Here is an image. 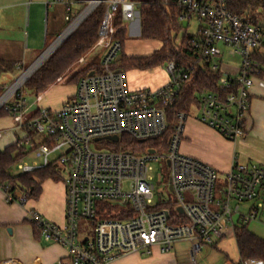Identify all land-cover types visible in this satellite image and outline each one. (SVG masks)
Instances as JSON below:
<instances>
[{"label":"built area","instance_id":"1","mask_svg":"<svg viewBox=\"0 0 264 264\" xmlns=\"http://www.w3.org/2000/svg\"><path fill=\"white\" fill-rule=\"evenodd\" d=\"M58 2L65 5L66 19L71 23L66 32L73 27L75 30L98 7L105 6L96 44L103 51L99 66L79 80L74 97L59 110L40 108L30 118L21 93L23 86L3 105L8 104L6 110L16 129L29 128L39 138L34 141L26 137L18 146L30 147L40 162L27 163L23 158L16 165L17 170L26 174L55 164L65 173L64 224L52 223L34 210L27 212L28 220L42 238L67 249V257L55 264H113L131 254L150 255L154 247L166 254L180 242L191 244L190 259L196 262L204 246L215 247L228 235H234L237 227L257 222L264 210V165L237 163L220 175L210 165L182 154L185 124L192 112L178 113L172 134L165 143H159L170 128L168 109L177 103L183 85L192 75L190 69L170 61L166 64L169 82L165 86L131 90L126 73L115 66L122 52V45L115 38V17L120 9L126 26L134 22L138 18L136 3ZM176 2L183 10L180 24H189L192 19L199 23L192 45L200 62L209 64L213 71L221 70V45L229 49V55L240 57L239 73L220 79V86L228 94L206 92L193 108L201 124L236 142L246 133L250 91L255 76L261 73L255 54L264 46V27L231 14L225 0ZM78 3H88L79 14L73 11ZM40 101L38 96L37 102ZM114 136L118 142L107 140ZM122 136L140 142L158 140V151L140 153L120 148L103 152L91 147L103 142L117 145ZM156 185L162 188L158 202ZM0 189L10 203L24 205L27 201L25 196L18 198L7 193V187ZM163 191L173 195L168 202ZM104 203L119 205L122 212L131 216L101 218L98 213ZM83 221L91 222L93 229L81 241ZM239 264L259 263L248 260Z\"/></svg>","mask_w":264,"mask_h":264},{"label":"crops","instance_id":"2","mask_svg":"<svg viewBox=\"0 0 264 264\" xmlns=\"http://www.w3.org/2000/svg\"><path fill=\"white\" fill-rule=\"evenodd\" d=\"M58 1L0 0L1 61L13 63L19 69L18 67L23 66L30 56L38 52L49 37L55 39L66 31L65 28L68 24L66 7ZM76 1L87 2L88 0ZM84 5L81 3L75 4L73 11H79ZM191 22L197 23L198 30L199 23L195 19H192L186 28L190 26ZM133 31L141 37L138 18L132 22L131 32ZM125 54L136 57L148 56L152 53L148 55H130L125 52ZM255 60L261 68V73L255 76L253 80L254 84L250 91V107L246 120V133L242 138L236 142H230L216 131L201 124L198 117H190L185 124L184 137L180 148L181 153L210 165L220 175L228 173L237 163L264 165V46L256 52ZM159 68L162 67L156 69ZM236 69L238 72L234 76L239 73L240 64ZM137 71L140 70L127 71L126 76L128 72L140 75ZM153 80V78L150 79V81ZM168 82L169 76L166 74L165 77L156 80L154 84L151 82L148 85L150 88L147 89H158ZM76 88L77 84L70 92L62 88L61 96L56 99L45 100L42 94L40 107L28 115L31 116L40 108L59 110L66 101L74 97ZM141 88L138 84H134L131 90H140ZM8 118L10 120H6ZM3 122H7V125H3ZM13 124H15V121L12 117L0 120V151H3L20 138L14 135L16 130H14L15 127H12ZM21 135H23L22 132ZM58 184L59 182L52 180L44 182L40 197L38 199H27L24 205L19 202H8L6 194L0 189V264H10L11 262H14V264H55L67 257V249L42 238L27 216L29 210H34L52 223L64 224L66 190L64 181H62L63 185L59 186ZM16 195L18 198L23 196L21 193H16ZM252 225L253 229L250 228ZM248 229L264 239V210L259 220L252 222L251 225L249 224ZM232 236L234 235H228L211 249L204 251L202 248L198 255L200 263L197 258L196 262H192L190 259L191 244L180 242L174 246L171 252L166 254H163L159 248L154 247L150 255L131 254L118 259L113 264H208V260L211 262L210 264H239L241 260L238 247L237 252L232 251L229 253L225 250L223 254L226 260L217 257L216 254L221 252H219L218 246ZM182 244H187L190 247L189 250L180 248Z\"/></svg>","mask_w":264,"mask_h":264},{"label":"trees","instance_id":"3","mask_svg":"<svg viewBox=\"0 0 264 264\" xmlns=\"http://www.w3.org/2000/svg\"><path fill=\"white\" fill-rule=\"evenodd\" d=\"M137 5L138 19L141 27V38L147 41H157L160 48L148 56L130 57L125 54V41L127 39V26L122 21L121 13H117L114 27L117 29L115 38L122 45L120 59L116 67L125 73L131 70H153L164 67L170 61L175 62L184 69H190L192 75L183 85L177 103L168 109L170 128L159 143H165L172 134L177 114H189L191 109L199 104V97L206 93L227 95L228 91L220 86V79L224 76L221 70L213 71L209 64L200 62L199 54L192 45L195 34L189 33L184 25L179 23L183 10L176 0H132ZM228 11L238 16L244 22L264 27V0H225ZM105 6L98 7L90 16L65 40L59 49L37 70V72L23 85L21 93H31L41 96L53 87L57 80L74 65L80 58L90 52L98 42L99 28L104 16ZM181 38L179 39V36ZM98 67L99 63L87 65L81 72L74 75L69 82L74 83L86 77L91 67ZM17 66L0 60V80L3 75L13 74ZM81 76V77H80ZM80 77V78H79ZM4 92L0 85V97ZM8 104L0 109V119L12 117L6 110ZM39 109L30 118L35 117ZM26 137L33 140L35 133L24 128ZM25 137V138H26ZM25 138L17 139L13 144L0 151V187H7V193H21L26 199H38L42 192V184L48 180L64 181L59 168L55 164L36 170L31 173L15 175L14 168L18 162L25 158L24 148L18 144ZM158 140L144 142L132 140L122 136L115 150L123 148L129 152H146L148 149L158 151ZM165 150V148H163ZM98 216L122 219L130 217L131 213L121 211L119 205L104 203L100 206ZM235 239L239 250L241 262L256 260L264 264V239L255 235L248 229V225L237 227Z\"/></svg>","mask_w":264,"mask_h":264},{"label":"rangeland","instance_id":"4","mask_svg":"<svg viewBox=\"0 0 264 264\" xmlns=\"http://www.w3.org/2000/svg\"><path fill=\"white\" fill-rule=\"evenodd\" d=\"M89 1L90 0H88L87 2H89ZM87 6H88V3H86L82 9H79V11H77V13L78 14L81 13ZM119 11H120V9H119ZM119 11H118V13H119ZM74 18H75V16H74ZM70 25H71V23H68L67 24V27L65 28V30ZM187 25L188 24H185L184 27H187ZM131 26H132V23H128L127 24L128 35H127V39L125 41V48H124L125 49V52L127 54H130V55H148L150 53H153L156 49H159V47H160L159 42H157V41H147V40L142 39L140 36H138L136 34V32H134V31L131 32ZM187 29H188V32L189 33H192V34L196 33L197 32V23L196 22H191L190 23V26ZM57 38L53 39V38L49 37L48 40H47V42H45V44H43L39 48L38 52H36L34 55L30 56V58H28L26 60V63L23 66H20V68L17 69V71L15 73H13V74H6V75H3L2 76V78L0 80V85L3 86V89H4V92H3L2 96L5 93H7L19 81V79H21L23 77V75L46 52L47 49H49L50 47H52L54 45L53 43H54V41ZM180 38H181V35L179 36V39ZM59 47L53 52V54L59 49ZM220 48L223 51L222 63H221V66H220L221 71L223 72V74H224L225 77L234 76L236 74V72H238L236 68L238 67V64H240V57L239 56H231V55H228L229 49L225 48L222 45L220 46ZM102 52H103L102 49H99L98 47L95 46L90 52H88L86 55H84L82 58H80L74 65H72L66 71V73H64L62 75V77H60L57 80V82L53 86V88L51 87V89H49L47 92H45L43 94L44 95L43 97L45 98V100H48L50 98L51 99L52 98L53 99L59 98V96H61L62 88L66 89L67 92H70L75 87V85L77 84V81L78 80L75 81L74 83L69 82V80L74 75H76L77 73L81 72L87 65H90V64H93V63H99L100 62V59H101V56H102ZM91 68H96V67L92 66ZM36 72H37V70L34 72V74ZM137 72L140 75H135L136 73H130V72H128V74H127V83H128V86H129L130 89L133 88V85L134 84H136V85L138 84L140 87H142L141 89L150 88L148 85L151 82H152V84H154L156 82V80L165 77L166 74L168 75V73L166 71V66H164L162 68H159V69H155V70L137 71ZM34 74H32L26 80V82ZM151 78H153L154 80L153 81H150ZM142 85H144V86H142ZM21 88H19V90ZM19 90L17 89L14 94H16ZM14 94H12L11 98L13 97ZM24 100H25L26 108H28V113L27 114L32 113L33 111H35L37 108L40 107V104L37 102V96L34 95V94L24 93ZM191 112H192L190 114L191 117H199L198 113L195 112V110H193V108L191 109ZM27 116H29V115H27ZM1 119H3V118H1ZM6 120H10V119L8 118ZM7 122H3L2 124L3 125H7ZM12 127H15L14 130H16V132H15L14 135H17L20 138H25L26 137L27 134H26V132H24V130H18V129H16L17 126H15V124H13ZM21 132H22L23 135H21ZM33 140L34 141L35 140L36 141H39V138H37V135H34L33 136ZM91 147L95 151L113 152V151H116L115 149H116L117 145L111 144L109 142H103V143H94V144H92ZM22 148H24V152H26V156H25V159H24L25 162H27V163H32L33 161L40 162L38 159L35 158V155L32 154L33 152H32V150H31L30 147L24 145ZM13 173L15 175H17V174L20 173L17 170V167L14 168ZM61 175H62L63 178L65 177V173H61ZM156 182H157V180L155 181V183ZM222 183H223V179L220 178L219 184H222ZM58 185L59 186L63 185L62 184V181H60ZM156 186H157V190H156V202H158V196L162 193V188H160L159 185H156ZM163 193H164V191H163ZM163 197L168 202L171 199V197H173V195L172 194H168V193H164L163 194ZM250 228L253 229V225ZM92 229H93V227H92L91 222H89V221H83L82 222V225H81V229H80V240L83 241L86 236L91 235L92 234ZM180 248H183L184 250H189L190 247L187 244H182V245H180ZM211 248L212 247L204 246L203 247V250L206 251V250L211 249ZM218 250H219V252L220 251L221 252L220 253H216L217 254V257L219 256V258L224 259V260H226L225 257H224V254H223L225 252V250L227 252H229V253H231L232 251L233 252H237V245H236V241H235L234 236L228 238L226 241H223V243H221L218 246ZM197 260L199 262L198 256H197ZM207 263L210 264L211 262H209V260H208Z\"/></svg>","mask_w":264,"mask_h":264},{"label":"bare ground","instance_id":"5","mask_svg":"<svg viewBox=\"0 0 264 264\" xmlns=\"http://www.w3.org/2000/svg\"><path fill=\"white\" fill-rule=\"evenodd\" d=\"M75 27L70 29L60 40H58L24 75L19 81L0 99V109L7 102V100L19 89L26 80L39 69V67L53 54L57 47L63 42V40L72 33Z\"/></svg>","mask_w":264,"mask_h":264},{"label":"water","instance_id":"6","mask_svg":"<svg viewBox=\"0 0 264 264\" xmlns=\"http://www.w3.org/2000/svg\"><path fill=\"white\" fill-rule=\"evenodd\" d=\"M66 31H67V30H66ZM66 31L60 36V38H59L58 40H60V39L66 34ZM72 33H73V32H72ZM72 33H71V34H72ZM71 34H69V35L63 40L62 43H64L65 40H66ZM58 40H57V41H58ZM57 41H56V42H57ZM56 42H55V43H56ZM55 43H54V44H55ZM62 43H61V44H62ZM61 44H60V45H61ZM60 45H59V46H60ZM59 46H58V47H59ZM58 47H57V48H58ZM49 49H50V48H49ZM49 49H47L46 52H47ZM46 52H45V53H46ZM45 53H44V54H45ZM44 54H43V55H44ZM43 55H42V56H43ZM42 56H41V57H42ZM41 57H40V58H41ZM40 58H39V59H40ZM39 59H38V60H39ZM38 60H37V61H38ZM37 61H36V62H37ZM36 62H35V63H36ZM35 63H34V64H35ZM34 64H33V65H34ZM33 65H32V66H33ZM32 66H31V67H32ZM31 67H30V68H31ZM37 70H38V69H37ZM92 75H93V73H90V76H92ZM3 96H4V95H3ZM3 96H2V97H3ZM2 97H1V98H2ZM1 98H0V99H1ZM107 140H109V141H111V142H118V137H117V136H114V137H108ZM97 141H100V139H98ZM150 153H153V151H151ZM179 212L182 213V210L179 209Z\"/></svg>","mask_w":264,"mask_h":264}]
</instances>
